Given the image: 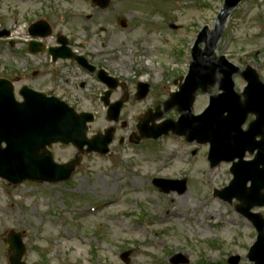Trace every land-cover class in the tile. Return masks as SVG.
I'll use <instances>...</instances> for the list:
<instances>
[{
  "label": "rangeland",
  "instance_id": "1",
  "mask_svg": "<svg viewBox=\"0 0 264 264\" xmlns=\"http://www.w3.org/2000/svg\"><path fill=\"white\" fill-rule=\"evenodd\" d=\"M223 1L111 0L108 8L100 9L91 0H0V31H10L0 37V77L16 79V88L43 89L77 111L94 113L89 137L110 127L115 130L106 155L82 153L72 144L50 148L60 163L82 158L66 182L11 185L0 180V231H28L25 242L35 246L28 252L29 262L45 257L49 264H172L171 257L178 255L186 264H228L230 256L238 255V264L252 263L247 255L256 231L237 207L246 202L214 195L232 179L229 165L209 167L204 155L208 144L188 142V132L172 130L157 141L135 145L147 138L141 131L145 121L157 128L165 119L176 122L180 117L172 95L184 82L199 32L214 28ZM39 19H46L54 30L48 43L64 34L125 84L111 95V102L128 96L118 123L107 118L101 82L77 70L70 76L53 67L46 54L24 53L30 38L27 28ZM120 19L127 20V28L120 26ZM215 56H225L239 67L234 76L238 93L246 84L240 73L248 67L264 83V0H243L232 11ZM140 80L151 87L146 98L137 100ZM219 86L217 81L199 89L191 103L194 114L204 109ZM156 177L185 178L187 190L163 193L153 184ZM252 210L264 217V208ZM3 253L0 245V264L7 263Z\"/></svg>",
  "mask_w": 264,
  "mask_h": 264
},
{
  "label": "water",
  "instance_id": "2",
  "mask_svg": "<svg viewBox=\"0 0 264 264\" xmlns=\"http://www.w3.org/2000/svg\"><path fill=\"white\" fill-rule=\"evenodd\" d=\"M97 5L106 8L110 0H93ZM241 0H226L218 17L215 30L212 32L210 42L206 40L207 29L201 33L196 42L193 52V63L190 72L182 85L181 90L175 94V101L183 112L176 126L167 121L160 127H149L146 122L141 130L148 137L159 138L170 130L177 128L178 133L190 131V140L208 141L211 143L210 157L214 163L221 160L242 159L247 148L253 152L259 148L258 157L252 165L239 163L235 168V179L231 186L221 193V197L231 200L233 197L245 199L248 204L242 208V212L251 217L259 230V240L255 244L251 259L257 264H264V220L258 215L250 214L251 204L255 203L254 197L259 196L258 205L264 204V196L261 191L264 188V169L257 170L260 164H264V141L255 143L254 138L261 133L264 127V84L259 81L256 72L248 69L244 72L249 81L246 89V105L240 103V97L234 91L232 82L233 74L238 70L236 67L221 58L219 63L212 62L216 44L219 41L226 20L231 11ZM126 26V22H121ZM39 29V30H38ZM34 36L46 37L52 32L44 22L34 24L31 28ZM0 35H3L0 34ZM205 41L207 46L204 51L199 50V43ZM63 42H65L63 40ZM65 55V54H60ZM224 74L222 88L225 93L214 97L211 106L202 115L194 116L191 112L193 94L199 86H206L213 82L215 75ZM0 80V90L2 83ZM138 98H144L148 93V85L140 84ZM7 101L0 103V175L14 183L25 179L59 182L68 180L76 170L81 159L78 158L70 163L60 165L54 162L52 155L45 150L47 145L53 142H72L80 150L87 145L88 152H108V145L112 141L113 129L108 130L106 135L99 133L92 139L87 138V123L94 120L90 113L77 114L74 109L54 98H46L43 95L26 93V102L16 105L13 102L11 89L8 92ZM108 96L105 102L108 103ZM123 102L110 106L109 119L117 120ZM249 112L258 115L257 120L247 132L242 131V125L246 121ZM227 113V116H224ZM160 116V115H159ZM2 142L6 148H2ZM41 149L44 151L41 153ZM252 181L251 192H247L246 184ZM166 192L171 189L180 193L186 191V180L179 186H169L173 182L156 180ZM16 257V248L10 245ZM128 253L124 254L127 257ZM239 257L232 258L230 264H237ZM180 260H175V263Z\"/></svg>",
  "mask_w": 264,
  "mask_h": 264
},
{
  "label": "flooded vegetation",
  "instance_id": "3",
  "mask_svg": "<svg viewBox=\"0 0 264 264\" xmlns=\"http://www.w3.org/2000/svg\"><path fill=\"white\" fill-rule=\"evenodd\" d=\"M69 45L71 46V42H69ZM42 54H46L48 56L47 59H49V61L53 64V67L54 66H59L61 68V71H66V72L68 71V74L70 76H72L73 74H76V69H79L84 74H87L88 73L83 68H79L77 66V63L75 61H72V60H61V61H58V62H55L54 63V62H52V60L49 57V55L47 54V52H43ZM88 60H89L90 64L94 65L97 68V71L100 70V69H102V68H104V66H101L98 63H96L95 60H93L91 57H89ZM106 70L108 71V69H106ZM52 71L54 73L53 74V77H55L57 75L56 69L53 68ZM92 75H97V73H94ZM123 85L124 84L121 82L119 87H121ZM9 234H10V232L4 234V231H0V245L4 248L3 257H6L8 259L7 261H9V258H10V253H9V251L7 249V238L9 236ZM22 236H23V241H24L25 233L22 234ZM24 243H25V241H24ZM25 245H26V243H25ZM27 255H28V250L26 249V251H25V253H24L23 257H22V262L24 264H49L48 262H46L45 260H43V258H45V257L40 258V261H38V262L31 263V262H29L27 260Z\"/></svg>",
  "mask_w": 264,
  "mask_h": 264
},
{
  "label": "bare ground",
  "instance_id": "4",
  "mask_svg": "<svg viewBox=\"0 0 264 264\" xmlns=\"http://www.w3.org/2000/svg\"><path fill=\"white\" fill-rule=\"evenodd\" d=\"M146 39H148V38L146 37ZM217 77L220 78V76H217ZM168 214H169L170 216H174V215H175L172 211H169ZM147 251H148V250H147ZM147 251H144V253H148Z\"/></svg>",
  "mask_w": 264,
  "mask_h": 264
}]
</instances>
